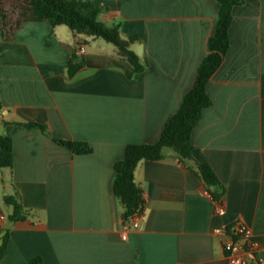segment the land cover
<instances>
[{
    "label": "crops",
    "instance_id": "1",
    "mask_svg": "<svg viewBox=\"0 0 264 264\" xmlns=\"http://www.w3.org/2000/svg\"><path fill=\"white\" fill-rule=\"evenodd\" d=\"M82 1L102 8L105 26L120 24L123 38L137 36L130 48L146 65L132 78L110 66L69 76L80 44L84 54L114 58L117 47L47 21L25 22L13 41L0 37V133L13 142L9 177L0 179V243L10 234L0 264H227L224 244L237 220L264 257V0L233 8L229 49L207 84L212 103L191 134L194 159L221 182L225 212L215 211L196 166L165 148L163 159L135 169L145 204L126 240L114 164L128 144L159 139L194 84L219 3ZM53 136L92 151L76 153ZM15 191L28 214L11 223L3 196Z\"/></svg>",
    "mask_w": 264,
    "mask_h": 264
},
{
    "label": "trees",
    "instance_id": "2",
    "mask_svg": "<svg viewBox=\"0 0 264 264\" xmlns=\"http://www.w3.org/2000/svg\"><path fill=\"white\" fill-rule=\"evenodd\" d=\"M219 10L214 33L208 40V52L197 67V75L193 86L183 95L177 111L172 114L154 143H130L126 146L124 157L114 164L116 178L114 194L119 199L123 211V220H129L144 208L143 192L135 182V169L142 159L161 160L164 149H172L179 159L197 172L203 181L205 189L209 190L215 199L222 197L221 182L212 166L207 162H198L193 157L194 145L191 134L201 118L202 111L211 105L212 100L207 92V84L213 74L221 66L230 46L229 29L233 20V8L243 4L245 0H217ZM102 8L93 2L82 0H0V37L5 41H13L17 32L27 21H47L53 29L57 25H67L76 34H86L102 37L114 44L119 57L87 55L73 53L67 62L69 76H73L84 66L117 67L132 78L140 74L146 63L130 48L131 43L138 40L135 35L123 38L120 24L105 26L99 19ZM3 105L0 101V112ZM28 126L38 125L29 123ZM43 131L46 127L39 125ZM60 145L71 148L76 153H90L92 148L86 142L64 140L53 136ZM13 142L12 138L0 133V168H12ZM3 203L10 208L8 222L23 220L28 210L20 201L17 191L3 196ZM9 230L6 229L0 243V259L7 247ZM40 264L39 258L32 260Z\"/></svg>",
    "mask_w": 264,
    "mask_h": 264
},
{
    "label": "built area",
    "instance_id": "3",
    "mask_svg": "<svg viewBox=\"0 0 264 264\" xmlns=\"http://www.w3.org/2000/svg\"><path fill=\"white\" fill-rule=\"evenodd\" d=\"M86 47L80 44L77 53L84 54ZM205 193L215 202V211L218 214L225 212L222 199H215L211 192L205 189ZM143 216V209L138 211L129 220H122L121 238H128L129 230L138 228ZM225 226L217 228L216 232L223 231ZM259 243L252 239V229L241 220H237L231 230V238L225 242L224 250L226 253L227 264H264V257L259 252Z\"/></svg>",
    "mask_w": 264,
    "mask_h": 264
},
{
    "label": "rangeland",
    "instance_id": "4",
    "mask_svg": "<svg viewBox=\"0 0 264 264\" xmlns=\"http://www.w3.org/2000/svg\"><path fill=\"white\" fill-rule=\"evenodd\" d=\"M9 177V173H8V168H0V179L4 178L7 179ZM4 191H9V188H7V190L3 189Z\"/></svg>",
    "mask_w": 264,
    "mask_h": 264
}]
</instances>
